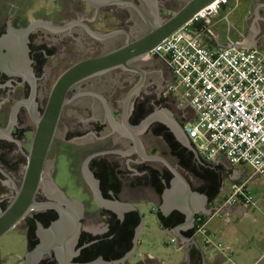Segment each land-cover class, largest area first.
<instances>
[{
  "label": "flooded vegetation",
  "instance_id": "flooded-vegetation-1",
  "mask_svg": "<svg viewBox=\"0 0 264 264\" xmlns=\"http://www.w3.org/2000/svg\"><path fill=\"white\" fill-rule=\"evenodd\" d=\"M182 1L188 0L151 4L146 0H0V214L22 187L37 130L35 122L58 77L83 59L121 47L128 35L133 40L148 33L149 24L134 4L154 23L156 15L163 20L166 12L174 15ZM72 22L74 26L67 27ZM85 35L91 42L78 45ZM72 41L79 47L77 54L71 49ZM85 54L90 55L82 58ZM160 58L134 63L145 71L143 78L140 73L118 68L71 89L47 155L36 196L39 206L15 228L27 235V252L43 239L47 242L44 252L48 255L50 251L54 257V250H49L52 241L76 233L85 235L77 230V222L95 223L100 214L95 207V185L120 193L125 200L148 198L146 183H135L131 175L129 165L134 160L145 156L182 158L173 131L151 116L167 106L184 127L175 102L164 100L170 97L166 88L171 75ZM137 86L138 91L130 94ZM133 219L134 215L127 213L122 227L120 219L113 220L112 235L124 237ZM68 225L71 230L66 229ZM24 261L23 257L20 263ZM53 263L54 258L44 262Z\"/></svg>",
  "mask_w": 264,
  "mask_h": 264
},
{
  "label": "crops",
  "instance_id": "crops-1",
  "mask_svg": "<svg viewBox=\"0 0 264 264\" xmlns=\"http://www.w3.org/2000/svg\"><path fill=\"white\" fill-rule=\"evenodd\" d=\"M191 32L214 51L233 47L264 51V0H231L218 15L195 23ZM160 59L169 69L164 58ZM170 75L167 86L174 81L171 70ZM170 97L178 108V117L184 119V126L195 120V111L185 102L182 107L178 93ZM180 131V135L173 133L182 150L181 159L145 156L129 165L135 183H146L148 198L125 200L120 193L116 195L95 185V207L100 214L95 223L77 222V230L85 231V235L76 233L52 241L49 250H54V257L49 250L46 255L47 242L41 239L26 253L24 264H44L53 258V264H116L132 253L136 256L134 262L141 260L142 264H264V178L255 172L248 175L250 166L233 165L225 157L207 160L185 131ZM259 180L262 183L256 185ZM228 184L233 192L221 197ZM239 186L255 198V205L228 203ZM147 204L154 206L159 227L167 233V245L171 244L172 250L155 244L151 233L146 232L143 210ZM129 212L134 215L129 232L115 238L113 220L120 219L122 227ZM202 215L208 219L209 234L231 251L205 244L204 237L196 231L197 219ZM66 229L71 230L72 226Z\"/></svg>",
  "mask_w": 264,
  "mask_h": 264
},
{
  "label": "built area",
  "instance_id": "built-area-1",
  "mask_svg": "<svg viewBox=\"0 0 264 264\" xmlns=\"http://www.w3.org/2000/svg\"><path fill=\"white\" fill-rule=\"evenodd\" d=\"M231 0H215L198 11L173 35L157 44L146 59L164 58L174 81L166 95L178 93L195 111L187 136L207 160L225 157L233 165H248L264 178V51L209 49L191 27L218 15ZM256 204L243 186L235 187L228 203ZM208 219H197L196 231L206 245L231 251L207 229ZM176 241V240H173Z\"/></svg>",
  "mask_w": 264,
  "mask_h": 264
},
{
  "label": "water",
  "instance_id": "water-1",
  "mask_svg": "<svg viewBox=\"0 0 264 264\" xmlns=\"http://www.w3.org/2000/svg\"><path fill=\"white\" fill-rule=\"evenodd\" d=\"M146 1L151 4V0ZM154 1L157 3L156 0ZM213 1L215 0H188L174 15L166 20L156 15L154 23L149 21V18L142 8L133 3L149 24L150 31L148 33L133 40L130 38V35H128L126 43L121 47L99 56L83 59L68 67L58 77L51 89L44 112L35 122L37 130L31 152L28 156L22 187L17 192V195L8 209L0 214V239L14 230L33 208L39 206L36 202V196L43 183L47 155L57 133L58 123L71 89L83 81L118 68L140 73L143 78L145 76V71L135 66L134 63L138 60L146 59L157 44L173 35L198 11ZM74 24L75 23L72 22L67 25V27H73ZM89 32L96 36L93 31L89 30ZM152 58H154V56L150 59ZM138 89L139 87L137 86L130 94H133L134 91H138ZM160 117V114L153 115L152 119H160ZM124 122L126 123L125 119ZM165 122L170 125L172 124L167 121ZM171 127L173 129V126ZM182 129L185 131V134H187L185 126ZM173 131L177 135L181 133L176 127H174ZM154 158L163 160V158L158 156ZM188 252L187 249V257L189 258ZM135 259L136 256L132 253L116 264H142L141 260L134 262Z\"/></svg>",
  "mask_w": 264,
  "mask_h": 264
},
{
  "label": "rangeland",
  "instance_id": "rangeland-1",
  "mask_svg": "<svg viewBox=\"0 0 264 264\" xmlns=\"http://www.w3.org/2000/svg\"><path fill=\"white\" fill-rule=\"evenodd\" d=\"M97 1V0H94ZM186 1V0H184ZM185 2H180V6L177 7V10L180 9L182 5H184ZM167 13V18H170L171 15H173L174 12H166ZM165 18V19H167ZM75 29H73L71 32L73 33ZM71 36L75 39H79L78 36L75 34H71ZM91 42V38L85 35V38L83 41L80 39V43L78 45L80 46H85L86 43ZM78 45L76 46V43L72 41L71 44V49L73 50V53L78 52ZM101 53L95 54L94 56H98ZM90 55V54H89ZM89 55H83L82 58L88 57ZM76 56V55H75ZM74 56V57H75ZM151 60V59H150ZM161 60V59H160ZM161 63L165 65L164 61L161 60ZM149 71V70H148ZM166 103H170L172 101L171 97H167L164 99ZM185 106V103L183 102L182 107ZM160 114L161 117L160 119L162 121H167L168 123H172L170 126L176 127L177 130H180V125L177 122V116H175L173 110L169 107H163L162 110L155 111L151 114L153 115H158ZM166 123V122H165ZM195 122L193 120L189 121L188 123L185 124V128L188 129L190 126H192ZM167 125V126H168ZM248 169V175H252L254 170L247 168ZM262 183V180L256 181V185H259ZM255 184H253L254 186ZM232 187L228 184L226 186L225 191H223L220 196H226L232 193ZM154 206L152 204H147L144 206L143 213L145 215V221H146V232L151 233V238L153 239L154 243L157 245H161L164 248L172 250L171 244L167 245V241H169V238L167 239V233H164L162 229L159 227V219L157 214L155 213V209L153 208ZM29 247V240L27 235L22 232L19 229H14L11 232H9L7 235H5L3 238L0 239V264H21L20 260L26 255Z\"/></svg>",
  "mask_w": 264,
  "mask_h": 264
}]
</instances>
